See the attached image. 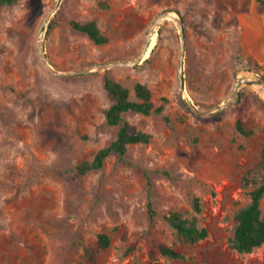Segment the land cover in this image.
<instances>
[{"label":"rangeland","instance_id":"obj_1","mask_svg":"<svg viewBox=\"0 0 264 264\" xmlns=\"http://www.w3.org/2000/svg\"><path fill=\"white\" fill-rule=\"evenodd\" d=\"M56 1L19 0L0 9V264H78L103 232L111 245L91 264H264V244L240 253L230 243L235 214L250 202L243 176L264 147V5ZM167 11L174 14L154 27ZM175 14L185 25L183 93ZM89 19L98 21L109 42L96 44L70 23ZM154 33L141 62L106 67L136 60ZM41 42L55 68L92 69L51 73ZM106 75L132 89L146 83L156 104L166 106L162 113H126L152 134L151 142L131 144L125 156L112 154L102 169L82 174L78 163L93 159L120 128L106 123L115 101ZM243 78L251 81L236 90ZM238 119L252 134L237 129ZM195 196L210 234L183 242L166 215L181 210L192 217ZM162 244L187 258L164 256Z\"/></svg>","mask_w":264,"mask_h":264},{"label":"trees","instance_id":"obj_2","mask_svg":"<svg viewBox=\"0 0 264 264\" xmlns=\"http://www.w3.org/2000/svg\"><path fill=\"white\" fill-rule=\"evenodd\" d=\"M258 1L261 5H264V0ZM18 2L19 0H0V9L4 6L15 5ZM70 23L74 30L87 34L96 44H106L110 40L108 34L100 28L96 19L85 21L71 20ZM55 24L56 21L54 20L50 22L49 31L54 28ZM105 86L115 98V101L105 111L106 123L109 126H120V128L117 137L108 145L100 148L93 159L78 163L76 168L82 174L102 169L106 159L112 154H117L121 157L125 156L131 144L151 142L152 134L138 129L128 121L125 118L126 113L144 115L162 113L166 106L165 103L157 105L154 100L153 90L141 81L136 82L132 89L112 76L106 75ZM237 129L244 135L252 134V131L247 129L241 119L237 121ZM243 186L249 190L250 202L241 206L235 214L236 224L230 243L232 248L240 253H251L264 244V210L262 208L264 198V147L260 161L244 174ZM192 206L196 212L192 217L188 216L184 211L173 210L166 215V219L175 228L180 240L188 243H197L207 238L210 230L200 222L199 214L203 211L201 197L195 196ZM149 211L151 215L155 214L151 199L149 200ZM110 245V235L106 232L100 233L96 244L86 248L85 259L78 264L95 262L99 251L108 248ZM160 251L169 258H187L183 251L167 244H162Z\"/></svg>","mask_w":264,"mask_h":264},{"label":"water","instance_id":"obj_3","mask_svg":"<svg viewBox=\"0 0 264 264\" xmlns=\"http://www.w3.org/2000/svg\"><path fill=\"white\" fill-rule=\"evenodd\" d=\"M60 2V0H57L56 1V4L57 5L58 3ZM174 14L173 12H164L163 14H161L158 19L156 20V23L154 25V27L158 26L162 20L170 15ZM173 18L178 22V25H179V29H180V34H181V37H182V51H181V58H180V63H179V68H180V80H181V89H182V93L184 92V89H185V80H184V75L182 73V67H183V59H184V50H185V25H184V21L182 19V17H180L178 14H175V16H173ZM41 32V30H40ZM150 45V39L147 40L145 46L143 47V50L141 52V54L138 56V58L134 61H119V62H116V63H113V64H107L106 67H110L112 65H129V66H134L136 65L137 63L141 62V60L144 58V55L146 54L147 52V49ZM39 49H40V53H41V57H42V60H43V63L45 64V66L47 67V69L55 74V75H58V76H70V75H76V74H82V73H85V72H88L89 70H91L92 68L91 67H88V68H83V69H78V70H75V71H62V70H59L57 68H55L51 62L49 61V58L47 56V53H46V49H45V45L41 42L40 43V46H39ZM262 78L264 79V76H262ZM251 81V79L249 78H243V79H240L239 81H237L236 85H235V89L237 90L238 87H239V84L242 83V82H249ZM187 105L195 108L196 110H198L197 107H195L194 105H192L191 103L189 102H186ZM200 111V110H198ZM202 112V111H200Z\"/></svg>","mask_w":264,"mask_h":264},{"label":"bare ground","instance_id":"obj_4","mask_svg":"<svg viewBox=\"0 0 264 264\" xmlns=\"http://www.w3.org/2000/svg\"><path fill=\"white\" fill-rule=\"evenodd\" d=\"M168 17H170V16H168ZM171 17H173V16H171ZM155 40H156V33H154V34L152 35L150 46L148 47V50H147V52H146V54H145L144 56H147V55H148L150 49L153 47V45H154V43H155Z\"/></svg>","mask_w":264,"mask_h":264}]
</instances>
